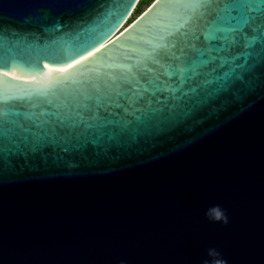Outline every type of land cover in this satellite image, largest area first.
Returning <instances> with one entry per match:
<instances>
[{
	"label": "water",
	"instance_id": "water-1",
	"mask_svg": "<svg viewBox=\"0 0 264 264\" xmlns=\"http://www.w3.org/2000/svg\"><path fill=\"white\" fill-rule=\"evenodd\" d=\"M138 1L0 0V264H264V32Z\"/></svg>",
	"mask_w": 264,
	"mask_h": 264
},
{
	"label": "snow or ice",
	"instance_id": "snow-or-ice-1",
	"mask_svg": "<svg viewBox=\"0 0 264 264\" xmlns=\"http://www.w3.org/2000/svg\"><path fill=\"white\" fill-rule=\"evenodd\" d=\"M256 28L264 32V0H225L205 39L211 49L218 42L219 52L238 39L247 40L246 33Z\"/></svg>",
	"mask_w": 264,
	"mask_h": 264
},
{
	"label": "clouds",
	"instance_id": "clouds-1",
	"mask_svg": "<svg viewBox=\"0 0 264 264\" xmlns=\"http://www.w3.org/2000/svg\"><path fill=\"white\" fill-rule=\"evenodd\" d=\"M205 217L211 222H219L222 225L227 226L229 223V217L226 211L219 205L210 207ZM207 258L201 261V264H228L227 260L222 258V254L216 248H209L206 251Z\"/></svg>",
	"mask_w": 264,
	"mask_h": 264
},
{
	"label": "trees",
	"instance_id": "trees-1",
	"mask_svg": "<svg viewBox=\"0 0 264 264\" xmlns=\"http://www.w3.org/2000/svg\"><path fill=\"white\" fill-rule=\"evenodd\" d=\"M152 1L153 0H139L137 5H136V7L134 8L132 14L139 15L142 12V7L145 6V5L147 7Z\"/></svg>",
	"mask_w": 264,
	"mask_h": 264
},
{
	"label": "rangeland",
	"instance_id": "rangeland-1",
	"mask_svg": "<svg viewBox=\"0 0 264 264\" xmlns=\"http://www.w3.org/2000/svg\"><path fill=\"white\" fill-rule=\"evenodd\" d=\"M145 8H146V5L142 7V11H143ZM137 16H138L137 14H132V15L128 18V20H127V22L125 23V25L129 24V23H130L131 21H133ZM125 25H124V26H125Z\"/></svg>",
	"mask_w": 264,
	"mask_h": 264
},
{
	"label": "bare ground",
	"instance_id": "bare-ground-1",
	"mask_svg": "<svg viewBox=\"0 0 264 264\" xmlns=\"http://www.w3.org/2000/svg\"><path fill=\"white\" fill-rule=\"evenodd\" d=\"M124 25H125V24H124ZM124 25H123V27H122L121 29H123V28L126 26V25H125V26H124ZM88 55H89V54H88ZM85 57H86V56H85ZM83 58H84V57H83ZM83 58H81V59H83ZM81 59H80V60H81ZM77 61H79V60H77Z\"/></svg>",
	"mask_w": 264,
	"mask_h": 264
}]
</instances>
